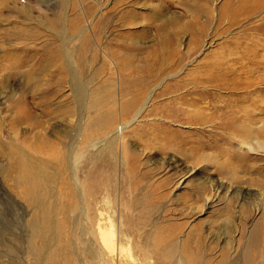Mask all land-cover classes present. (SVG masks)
<instances>
[{
  "label": "rangeland",
  "instance_id": "rangeland-1",
  "mask_svg": "<svg viewBox=\"0 0 264 264\" xmlns=\"http://www.w3.org/2000/svg\"><path fill=\"white\" fill-rule=\"evenodd\" d=\"M245 1L0 0V90L6 92L0 100V264L91 263L83 246L84 223L74 226V234L69 231L77 219L75 209L66 207L73 205L68 197L74 190L69 187L63 191L67 195L61 193L59 172L52 167L48 152L64 150L74 128V123L67 121L82 104L91 123L111 110V94L118 93L115 84L127 80V87L135 88L155 77L166 80L154 92L140 120L124 133L125 166L113 168L107 156L87 158L86 165L84 159L78 166L80 185L95 193L93 206L91 199H86V205L91 206L88 213L98 220L102 214L110 218L114 229L123 232L122 242L129 246L130 255L141 264H147L144 256L153 264H264V200L254 196L263 191L264 149L243 142L232 131L219 129L220 102L204 99L197 107L181 102L201 84L194 80L198 74L235 69L243 80H251L250 87L213 90L215 85H206L205 95L244 107L246 115L253 112L252 118L260 121L257 127L264 129V32L253 28L264 25V6L245 16ZM203 8H209L212 16ZM221 15L224 20L218 23ZM79 20L81 25L91 22L90 29L104 45V54H87L94 61L85 82L87 90H80L84 85L79 88L82 99L64 81V56L56 59L50 48L54 42L60 44L58 34L64 27L68 35H74L70 27ZM250 52L260 56L253 67L255 72L247 69L251 67L247 61L252 58ZM19 57L25 62L20 64ZM16 66L18 71L13 73ZM23 104L30 113H24L25 120L17 122ZM201 115L206 123L192 124ZM152 124L170 129L175 149L133 155V147L142 150V143L159 142L152 136L156 129ZM164 136L161 134L162 142ZM11 140L17 147L26 145L33 150L35 157L26 160L45 186L36 192L35 203L48 218L47 226L40 222L36 249L28 247L24 226L30 210L17 198L23 196L14 182L20 173L11 168L5 155L9 148L4 143ZM231 177L235 179L232 189H240L238 194L219 190L205 203L203 194L210 186H227ZM258 205L263 210L255 214ZM65 220L67 248L60 251V225Z\"/></svg>",
  "mask_w": 264,
  "mask_h": 264
},
{
  "label": "bare ground",
  "instance_id": "bare-ground-1",
  "mask_svg": "<svg viewBox=\"0 0 264 264\" xmlns=\"http://www.w3.org/2000/svg\"><path fill=\"white\" fill-rule=\"evenodd\" d=\"M244 5L246 7L245 9L246 13L244 15L247 16V15L253 14L257 9L264 6V0H252L251 2H248L246 0ZM203 10L205 11L207 15L212 16V11L209 8H203ZM125 14H127V11L125 12ZM126 16L130 17V15H126ZM223 20H224V15H221L219 17L218 23H222ZM230 22L227 23V25H229ZM80 23L81 22L79 20L78 24L70 27V29L73 30V32L75 33L72 36L67 34L68 33L67 26L64 27L62 29L63 32L61 34H58V37H59L58 42H60V44L57 45L54 42L52 43V46L50 48H51L52 53L55 55L56 59L58 58L60 59V56L62 57V55L64 56V63H65V69H66L64 81L66 84H68L69 88L73 90L74 94L78 95L82 99V94L80 93L79 88L82 85H84V88L83 89L80 88V90L81 91L87 90L88 87H87V84H85V82L89 77L88 71H91L90 63L94 61L92 59V55L87 56V54L90 51L94 52L95 54H104L103 52L104 45L103 43H101L100 41L101 39L99 41L97 40L96 36L93 34V31H92L93 29H90L92 28L91 22H88L87 24L83 23L82 25ZM253 28L264 32V25L255 26ZM89 33H91V36H92L91 40L88 38V36H90ZM106 33H107L106 31L103 32L104 41L107 38ZM89 45L93 47L91 50H88ZM60 46H61V52H62L61 55L59 54ZM19 51L21 50L19 49ZM22 52L25 55L26 53H28L27 50L22 51ZM90 54L92 53L90 52ZM95 54H94V57L96 56ZM249 55L252 56V58L251 59L248 58L249 60L247 59V61L251 65V67L247 69L249 71H253V67L255 66V64L260 62V58H259L260 56L256 52H250ZM23 58L24 57L22 58L19 57L20 64L25 62V61H22L24 60ZM242 59H246V57H243ZM2 65L0 66L3 68ZM8 66H11V65H8ZM17 69L18 67L16 66V69H14L13 73L18 71ZM243 70L245 69H242V71ZM243 73H246V72H242V74ZM205 74L204 75L198 74L197 76H195L194 80L201 84L195 85L196 87L193 89L194 91L188 92V95L190 96V98L188 99H184L183 97L181 98L182 105L197 107L198 104H202V101L204 99L215 100V101L220 102V104H222L221 110H220L221 116L219 119L220 122L217 123L219 129L221 128L224 130L232 131V133L236 134L237 137L240 138V140L242 139L243 142L246 140L247 142H250V143L252 142L257 148L264 149V141H262L264 138V129L262 130L261 128L257 127V125L260 124V121L257 119L255 120L254 117L252 118V116L254 115L252 114L253 112L251 114L248 113L246 115L247 110L244 107L231 106L230 105L231 101H226L225 99H222L219 97H212V95H209V96L205 95L207 91L205 90L207 89L206 85L210 87L215 85L216 87H213L212 88L213 90H218V89L230 90L231 89L230 87H233L234 89H236V91H238L239 89H242V87H244V89L246 86L250 87L249 82L251 80H246V81L243 80L241 77V74L237 73L235 69H232L231 71H228L223 74H217V73L216 74L212 73V74H207V75ZM171 76H168V78ZM157 79H158L157 77L153 78L152 82L156 81ZM3 80H5L4 84L6 85L8 82V78H5ZM165 80L166 79H164L163 81ZM259 80L260 79H258L257 77V82H259ZM126 81L127 80L123 81V83H118L114 85L116 87V90H118V93L113 92L111 94V99H110L111 100V110L109 111L107 115L101 117L100 119H95L94 121L89 123L88 117H86L84 113V104H82L79 108V112L76 113L74 116H72L71 120L67 121V122H73L74 128L72 130L71 135L68 136V142L64 146V150L59 151L57 154H54L55 151L54 152L52 151V153H50L51 155L48 152L49 157H52V161H50V163H52V167L56 168L59 172V177L61 179L60 181L61 193L63 195H67V192L64 193L63 191L65 190L67 191L69 187L70 188L72 187L74 190V192H70L69 197L67 196L69 200L72 201L73 205L71 206L70 204H68L66 205V207L67 206L68 208L73 207L75 209V215H77L76 216L77 219L76 220L74 219L75 222L73 223L72 230L70 229L69 231L71 232V234L72 233L74 234V230H75L74 226L78 222H81V221L84 223L83 229H82V233L84 236L83 246H85L84 248H86L84 250L86 252L85 253L86 258H88L89 262H91L90 264H141V262L138 261L136 257H134L132 254L130 255V249L128 248L129 246L127 247L126 244L122 242V239L124 237L123 232L121 231L120 228L114 229L113 221H111L110 218L108 217L106 218L105 216L103 217V214H102V217L99 215L100 217L98 220L97 216H94L88 213L90 212L91 206L86 205V199H91V205L93 206L94 203L92 202V200H95L94 199L95 193L85 187H82L76 175V171L79 168L78 166L82 165L84 159H85V162H84L85 164L87 161L86 160L87 158L92 159V160H95V159L97 160L100 157L102 158L104 156H107L109 158L108 161L111 164L113 163L112 165L113 168L119 167L120 165L122 166L124 165L125 160H126V153H127L126 149L123 147V143H124L123 140L125 138L124 133H126L125 131L132 128L133 125L140 120L143 112L150 106L151 101L153 99L154 92H156V89L159 88L163 83L162 79H158V82L155 84H152V82L147 81L143 83L142 85H140L139 87L134 88V87H127L125 83ZM257 82L255 83L251 82V84H256ZM243 85H246V86H243ZM72 86H73V89H72ZM75 86H76V89H75ZM196 89H199V90L196 91ZM175 90L177 89L175 88ZM4 94H6V92L3 90H0V100L1 98H3ZM191 95L195 96V98H193ZM237 98L239 100H244L243 97H240V98L237 97ZM0 104H3V103H0ZM21 108H24L25 110L27 108V104L21 105ZM24 110L22 113L18 112L20 116H17V119H16L17 122H20V120L22 121L25 120L24 116H26V114L24 113H27L28 111L26 109L24 112ZM198 117L199 119L196 118L197 120L193 121L192 124L195 123L196 125H200V124L206 123V120H204L203 115L198 116ZM251 123L253 124V126L249 125ZM35 125L37 124L35 123ZM140 125L141 123L139 124V126ZM153 126H155L157 130L156 129L153 130L154 133L152 136L159 142L151 143V144L141 142L143 149L137 150L136 148L133 147V149L131 150L133 155H136V153L138 152H143V154H148L149 152H151V150L164 151V150H174L175 149L176 144H173L175 143V140H174V136L171 133L170 129L165 128L163 126L159 127L158 124H154ZM54 129L55 127L50 129L51 135H52V132H54ZM142 129L143 127L141 128V130ZM136 130L138 129L137 128L133 129V132L135 133ZM44 134L43 136L41 134V136L45 140H47L48 136L44 137ZM161 134L165 135L164 140H163L164 142H162L161 140ZM37 136H39L38 133H37ZM187 143L188 142H186L185 145ZM0 144H3V143L0 141ZM4 144H6L9 148L8 152L5 155L8 159H10V162L12 163L11 168L14 171L18 170L17 174L20 173L19 180L16 178L14 182L17 185V188L20 187L21 190H23V196H18L17 198L21 202H24V204L26 205V208L30 210L29 212L30 217L27 218V220H25L24 222V226L26 227V230L28 233V239H27L28 247L31 249H36V245H37L36 241L38 240V238H40L39 237L40 222L43 226H45L48 221V218L46 214H44L43 212H40L41 210L38 209V205L35 203L37 199L36 192L40 191L45 186L43 185V183L41 184L40 180L38 179V176L36 175L34 171L33 166L29 165L28 161L26 160L27 157H35L34 156L35 153H32L33 150H31V148L27 147L26 145L24 147L22 146L17 147L13 145L15 143L12 140H11V143H4ZM61 144H62V141H61ZM247 145L250 146V144H247ZM41 149L43 148H40V150ZM20 152H25V153L20 155L18 154ZM41 153L42 152H40L39 154L41 155ZM38 160H39V157L35 159L36 162H38ZM40 163L41 165L44 164V162L42 161ZM234 181L235 179L231 177L230 179L231 183L227 182L228 184L227 186L226 185L224 186V184L222 183H219L217 185H214V184L211 185L210 191L203 194L205 203H209V201L215 198L219 190L220 191L223 190L224 193L233 192L232 196L234 194L237 195L240 189L238 188L232 189V183ZM262 189L264 191V183H262L261 185V190ZM263 191H261V193L259 192L257 194H254V196L259 195L260 200L263 201L264 200ZM62 209L64 212L65 209L64 208ZM262 210H263V207L258 205V207L254 208V213L257 214L261 212ZM60 230H61L60 237L62 238L61 240L62 244H60L58 249L60 251L62 250L64 251L67 248L65 240L67 239V236H68L66 220L65 222H62V224L60 225ZM45 231L47 232V230ZM72 242L73 241L71 240V244H73ZM143 259L144 261H146L147 264H153V262L146 256H144Z\"/></svg>",
  "mask_w": 264,
  "mask_h": 264
}]
</instances>
